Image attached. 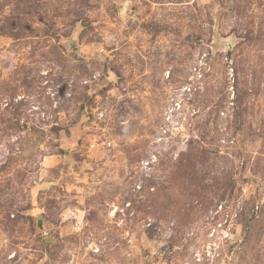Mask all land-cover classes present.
I'll use <instances>...</instances> for the list:
<instances>
[{
    "label": "rangeland",
    "instance_id": "obj_1",
    "mask_svg": "<svg viewBox=\"0 0 264 264\" xmlns=\"http://www.w3.org/2000/svg\"><path fill=\"white\" fill-rule=\"evenodd\" d=\"M0 264H264V0H0Z\"/></svg>",
    "mask_w": 264,
    "mask_h": 264
},
{
    "label": "water",
    "instance_id": "obj_2",
    "mask_svg": "<svg viewBox=\"0 0 264 264\" xmlns=\"http://www.w3.org/2000/svg\"><path fill=\"white\" fill-rule=\"evenodd\" d=\"M38 227L41 228V220H38Z\"/></svg>",
    "mask_w": 264,
    "mask_h": 264
}]
</instances>
